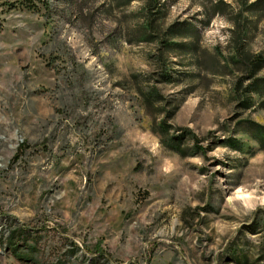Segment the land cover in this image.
Returning <instances> with one entry per match:
<instances>
[{"label": "rangeland", "instance_id": "1", "mask_svg": "<svg viewBox=\"0 0 264 264\" xmlns=\"http://www.w3.org/2000/svg\"><path fill=\"white\" fill-rule=\"evenodd\" d=\"M263 52L264 0H0V264H264Z\"/></svg>", "mask_w": 264, "mask_h": 264}, {"label": "trees", "instance_id": "2", "mask_svg": "<svg viewBox=\"0 0 264 264\" xmlns=\"http://www.w3.org/2000/svg\"><path fill=\"white\" fill-rule=\"evenodd\" d=\"M133 1V0H131ZM152 2H156L157 0H150ZM26 7L33 6L32 4H26ZM253 64H257L259 67L260 65L264 64V52L262 55H258L253 58ZM253 128L251 130H246V133L249 134L264 150V126L257 125L255 123L251 124Z\"/></svg>", "mask_w": 264, "mask_h": 264}]
</instances>
